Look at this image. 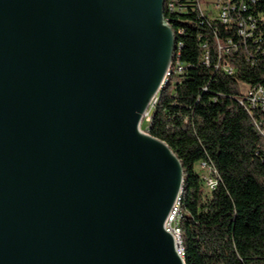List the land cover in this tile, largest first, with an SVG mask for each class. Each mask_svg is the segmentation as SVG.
Wrapping results in <instances>:
<instances>
[{
    "label": "water",
    "instance_id": "obj_1",
    "mask_svg": "<svg viewBox=\"0 0 264 264\" xmlns=\"http://www.w3.org/2000/svg\"><path fill=\"white\" fill-rule=\"evenodd\" d=\"M174 50L165 0H0V264H185L141 129Z\"/></svg>",
    "mask_w": 264,
    "mask_h": 264
},
{
    "label": "trees",
    "instance_id": "obj_2",
    "mask_svg": "<svg viewBox=\"0 0 264 264\" xmlns=\"http://www.w3.org/2000/svg\"><path fill=\"white\" fill-rule=\"evenodd\" d=\"M204 1L212 2L165 7L183 70L162 89L146 131L183 167L185 264H264V109L248 93L264 88V0H228L226 22Z\"/></svg>",
    "mask_w": 264,
    "mask_h": 264
},
{
    "label": "built area",
    "instance_id": "obj_3",
    "mask_svg": "<svg viewBox=\"0 0 264 264\" xmlns=\"http://www.w3.org/2000/svg\"><path fill=\"white\" fill-rule=\"evenodd\" d=\"M212 2H200V6L202 8H209L210 6L214 5L216 8V12L219 14V16H221V18L226 22L228 20V16H229V6H230V1L228 0H211ZM177 6V0H165V7H167L170 10L175 9ZM167 22L169 23V25L171 26L170 22L168 21V19L166 18ZM173 30V29H172ZM244 33V32H243ZM174 34V31H173ZM174 39H175V34H174ZM176 55H177V46H176V39H175V50H174V55L172 58V61L170 63V66L165 74L164 80L162 82V87H161V91L162 89L167 85V83L169 82V79L176 73L182 72L183 67L181 65V63L178 61V59L176 60ZM206 61L209 62V56L206 55ZM228 67V66H227ZM226 67V71L228 73L232 72L231 68H227ZM161 93V92H160ZM160 93H158V95L155 97V99L152 102L150 111L148 113V115L150 116V113L154 107V105L156 104L157 100L159 99ZM249 93V98L251 100V102L253 103V105H260L263 107L264 109V88L262 87H255L253 88L251 91L248 92ZM208 184L211 187H214V181L212 179H210L208 181ZM182 192L181 191L179 197L177 198V201L175 203V206L172 210V212L170 213L168 220L166 222V227L168 229V231L172 232L175 237L177 238V240L180 243V249L179 252L181 254V256L183 257V249H182V245H181V232H180V227H179V218H180V207H181V201H182Z\"/></svg>",
    "mask_w": 264,
    "mask_h": 264
},
{
    "label": "rangeland",
    "instance_id": "obj_4",
    "mask_svg": "<svg viewBox=\"0 0 264 264\" xmlns=\"http://www.w3.org/2000/svg\"><path fill=\"white\" fill-rule=\"evenodd\" d=\"M150 119V117H149V115H146L145 116V118H144V120H143V122H142V125H141V129L144 131V132H146L147 133V131H146V122H148V120Z\"/></svg>",
    "mask_w": 264,
    "mask_h": 264
}]
</instances>
